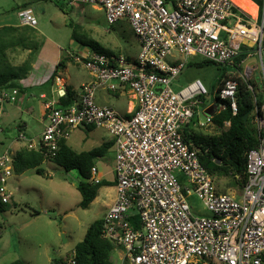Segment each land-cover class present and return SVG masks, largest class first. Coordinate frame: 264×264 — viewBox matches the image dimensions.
<instances>
[{
	"label": "built area",
	"instance_id": "obj_1",
	"mask_svg": "<svg viewBox=\"0 0 264 264\" xmlns=\"http://www.w3.org/2000/svg\"><path fill=\"white\" fill-rule=\"evenodd\" d=\"M249 1L255 16L233 0H67L70 7H99L109 25L126 20L140 47L136 59L92 49L72 55L92 80L79 87L69 106L46 104L47 123L37 147L51 159L59 143L77 128L104 129L111 137L116 197L102 218L101 234L122 250L119 264H264V96L259 106L251 84L254 68L244 59L235 67V75L248 81L254 101L250 117L258 137L257 148L246 153V182L239 197L217 190L200 162V150L181 134L202 114L205 120H197L198 127L221 133L213 115L238 112L234 73L223 78L214 101L199 80L179 92L171 88L190 58L200 56L225 66L251 52L259 58L264 84V0ZM17 18L20 26H37L32 8L20 9ZM98 90L128 93L136 104L121 115L95 102ZM16 96V89L1 90L0 102ZM207 110L214 114L207 115ZM229 125L225 121L223 128ZM18 139L26 140L23 134ZM28 147L34 148L30 142ZM14 156L9 149L0 152L3 205L12 200L8 185ZM178 175L191 186L207 216L193 215L187 201L192 192L181 185ZM101 181L92 167L87 182ZM50 264H78L75 251Z\"/></svg>",
	"mask_w": 264,
	"mask_h": 264
},
{
	"label": "rangeland",
	"instance_id": "obj_2",
	"mask_svg": "<svg viewBox=\"0 0 264 264\" xmlns=\"http://www.w3.org/2000/svg\"><path fill=\"white\" fill-rule=\"evenodd\" d=\"M234 1L244 11L255 16L256 8L249 0ZM25 4L33 9L37 19L35 28H22L23 32L35 34L38 51L33 60L37 62L43 56L52 64L54 57L66 59L67 70H60L59 74L71 77L70 82L75 86L90 79L88 71L70 59L71 53L79 54L89 50L90 47L80 42L97 43L104 50L129 59H136L139 54L140 47L129 23L119 20L109 25L104 11L96 6L70 7L67 0H0V24L18 26L17 12ZM59 6H63L64 11ZM238 14L247 17L240 12ZM28 53L29 50L17 49L8 52V56L12 64L20 66L27 60ZM242 59L246 60L247 66L254 68L251 84L258 98L262 99L264 84L259 58L251 52L242 55ZM235 72L236 68L232 63L221 66L195 56L187 60V66L172 82L171 88L174 92H179L199 80L208 91L211 101H214L223 78L233 73L235 76ZM242 72L241 70V74ZM40 92L48 94V87H31L25 92L26 99L19 95L14 101L0 103V142L3 147L11 144L10 146L16 148L18 144L13 143L20 134L25 136L26 140L23 142L26 144L29 140L38 142L43 128L25 108L31 106L33 113L37 115L43 110L44 102L53 100V96L49 94L46 100L40 98ZM32 95L34 96L31 97ZM130 101V96L125 92L118 96L98 90L95 94L96 103L111 106L121 115L126 114ZM56 102L59 105V101ZM199 119L204 121V114ZM97 131L106 134L103 130ZM195 131L214 134L210 127H198ZM84 135H87L84 129L73 130L70 141L79 140ZM83 148L88 149L90 145L86 143ZM113 157V150H110L104 157L97 159L95 164L98 171L103 172L102 163L109 170ZM42 168L49 175L40 176L35 170H28L22 174L19 184H11L14 196L5 211L0 213V264H10L16 260H21L24 264H50L49 261L66 260L76 244L83 239L89 225L100 218L101 211L104 210L102 204L107 200V194L112 191L109 187L101 186L97 192V202L82 209L79 207L81 196L76 189L82 180L80 175L76 171L67 172L51 162L44 164ZM178 180L192 192L187 201L193 215L207 216L208 212L186 179L178 175ZM235 184L229 178L216 180L217 190L221 192L237 191ZM119 254V250L112 253L116 264L120 263Z\"/></svg>",
	"mask_w": 264,
	"mask_h": 264
},
{
	"label": "trees",
	"instance_id": "obj_3",
	"mask_svg": "<svg viewBox=\"0 0 264 264\" xmlns=\"http://www.w3.org/2000/svg\"><path fill=\"white\" fill-rule=\"evenodd\" d=\"M254 1L260 3V0ZM27 4L21 9L30 8L27 7ZM59 7L64 11L63 6ZM234 11H238L246 16L238 8H234ZM22 28L30 27L19 25L0 27V91L16 89L18 92H23L19 81L27 77V74L32 68L31 60H33L34 54L38 51L35 34L23 32ZM73 37L74 34L72 35ZM80 43L84 46L87 45L94 52L107 56L114 55L104 50L97 43ZM17 49L29 50L27 60L20 66H14L8 56V52H13ZM65 60L60 59L48 80L49 82H53L58 72L66 67ZM241 60L242 55L237 56L233 60L232 65L236 67L237 63ZM231 78L237 83L236 104L238 112L234 116L229 111L219 112L213 115L214 124L222 128L221 133L211 135L203 134L198 131L189 130L188 126H185L181 134L186 142L191 141L200 150L201 154L199 159L208 174L215 181L222 178L231 179L236 183L237 192L240 193L246 182V153L251 149L257 148L258 137L250 117L254 109V101L247 89L248 81H245V79L238 75L232 76ZM112 94L116 95L115 93ZM75 98V92L67 88L65 94L59 97V105L67 107ZM262 103L263 100L260 99L258 105L260 106ZM246 114H249V116L245 121L244 116ZM225 121H229L230 125L229 127L223 128ZM109 148L110 144H104L88 152L76 153L65 145L64 141H61L57 154L51 159L45 157L44 151L41 148L36 151L22 149L14 156L13 168L17 174L34 169L36 174L41 176L44 174V170L41 168L42 163L49 161L67 172L76 171L82 178L76 187L81 196L79 207L87 209L96 198L98 189L103 185H111L105 181H101L99 184L87 182L91 176V169L95 166L96 160L103 157ZM6 206L0 203V213L5 211ZM102 224V219H97L91 223L83 239L76 244L74 251L78 264H111L110 259L115 246L102 237ZM10 264L24 263L21 260H16Z\"/></svg>",
	"mask_w": 264,
	"mask_h": 264
},
{
	"label": "crops",
	"instance_id": "obj_4",
	"mask_svg": "<svg viewBox=\"0 0 264 264\" xmlns=\"http://www.w3.org/2000/svg\"><path fill=\"white\" fill-rule=\"evenodd\" d=\"M1 26H9V25L8 24H0V27ZM89 49H91V48H89ZM85 53H79V54L71 53L70 54V58H71L72 55H81V54H85ZM59 61H60V59H57V57H54V59L52 60V64H51V61L45 59L43 56L37 62L33 60V64L31 63L32 68H31L30 72L27 74V77L19 81V85L21 86V89H24V92H18V96L19 95L21 97L23 96L26 99V93L25 92L27 90L31 89V87H40V86H47L48 87V94L50 96L51 95L53 96V100L44 102L43 110L40 113H38L37 115L35 113H33V108L31 106H28L27 108H25L26 112L30 116L32 115L34 117V119L38 122V124L40 126H42L43 130H44V127H45V125L47 123L46 104L49 103V102H52V101L56 102V100L59 101V97H61V96H63L65 94V90L67 88L72 89V91H74L75 94H76L77 93L76 91L79 89V87L82 84L87 83V82L92 80L91 75L88 73V76H89L90 79L87 80V81H81L78 84H76L77 86H75V85H73L70 82L71 81V77H69V76H66V77L60 76V74L58 72V75L55 78V80L53 82H49L48 80H49L50 76L52 75V73L54 72L55 67H56V65L58 64ZM13 65H15V64H13ZM76 65H79V64H76ZM15 66H17V65H15ZM64 70L66 71L67 67H65ZM123 93L124 92L115 93V94L119 96V95H122ZM48 94L45 93V92H40L39 93V97L41 98V96H44V98H42V99L46 100V99H48ZM33 96L34 95H32L31 97H33ZM130 98H131V101L129 102L130 106H129L128 110H131L133 108V106L136 104L131 96H130ZM99 105H105V104H99ZM207 112H208V110L205 113L207 114ZM207 115H209V114H207ZM199 117L193 119V121L187 125L189 130L195 131V130L198 129V125H197L198 121L197 120H200ZM22 128H24V126ZM79 129H84L87 132V135L82 136V138H79V140L70 141V137L67 140H63L65 145H67L69 148H71L74 152H76V153L88 152V151H91L93 149H96V148L100 147L101 145L110 144V148L108 149V151H110V150L112 151L113 150V156H114V145H113L114 142H113L111 137L107 134V132L104 129H98V128H92V127L91 128L84 127V128H77L75 130H79ZM43 130L40 133L39 140H38L37 143H33L32 140H29L31 145H33V147H34L33 149H29V147H28L29 143L28 142L26 144V143L23 142L24 140H20L17 137L16 142L13 143L14 145L18 144L16 146V148H13L12 146H10L11 144L8 145V146H4L3 147L2 142H0V148L3 147L0 152L4 151L6 149L11 150L12 148L13 149L11 151L14 152V155L18 151H20L22 149H28V150H35L36 151L37 147L39 145L40 137H41V134H42ZM97 130H99V131L103 130L104 132H106V134L100 133ZM77 132L81 133V131H77ZM69 141H70V144H69ZM86 143H87V145H90V148H88V149H84L83 148ZM107 152L105 154H107ZM46 163H50V162L49 161H44L42 163V165H41V168ZM95 167L97 168V171H98V167L96 166V164H95ZM101 169L103 170V172L101 170H100V172L98 171V175L101 177L102 181H105V182L111 184V185L105 186V187H109V189H111L113 191V193L111 191L110 193L107 194V200L102 204V207L104 208V210L101 211L99 219L103 218V216L109 210L110 206L113 204V202L115 200V197H116L115 176H114V157H113V161L111 162V168L109 170H107V166L104 163L101 164ZM32 170H34V169H32ZM13 171H14V168H13ZM25 172H23V173H25ZM23 173H18L17 174L14 171L13 172V176L11 177V179L9 181L8 189L12 193V198L14 196V193H13V191L11 189L12 188L11 184H13V183H18L19 184L21 182V176H22ZM44 174H47V172L45 173V171H44ZM47 175H49V174H47ZM228 193L235 194L238 197L241 195V192L238 193L237 191L228 192ZM97 199H98V196H96V198L94 199V201L90 205H92L95 202H97ZM118 250L120 252L118 260L120 261L123 258V252H122L121 249L115 247L114 251H118ZM111 258H112V263L111 264H116V262L113 259V257H111ZM49 263H50V261H49Z\"/></svg>",
	"mask_w": 264,
	"mask_h": 264
},
{
	"label": "water",
	"instance_id": "obj_5",
	"mask_svg": "<svg viewBox=\"0 0 264 264\" xmlns=\"http://www.w3.org/2000/svg\"><path fill=\"white\" fill-rule=\"evenodd\" d=\"M207 114H209V115H213V114H214V111H212V110H211V111L208 110ZM248 116H249V114H246V115L244 116V120H245V121L247 120Z\"/></svg>",
	"mask_w": 264,
	"mask_h": 264
},
{
	"label": "bare ground",
	"instance_id": "obj_6",
	"mask_svg": "<svg viewBox=\"0 0 264 264\" xmlns=\"http://www.w3.org/2000/svg\"><path fill=\"white\" fill-rule=\"evenodd\" d=\"M234 1V0H233ZM235 2V1H234Z\"/></svg>",
	"mask_w": 264,
	"mask_h": 264
}]
</instances>
